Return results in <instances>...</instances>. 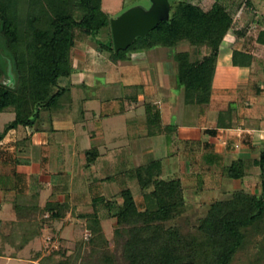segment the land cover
<instances>
[{"label":"trees","instance_id":"16d2710c","mask_svg":"<svg viewBox=\"0 0 264 264\" xmlns=\"http://www.w3.org/2000/svg\"><path fill=\"white\" fill-rule=\"evenodd\" d=\"M170 4L169 21L161 22L146 37L137 38L129 49L117 53L103 0H0V116L8 111L15 114V119L0 134V140L21 127L34 128L43 112L48 111L52 116L70 110L77 29L87 36H96L110 28L111 42L99 45L100 49L111 52L116 61L126 59L131 50L174 48L184 42L208 48V54L200 60H193L188 52H178L175 56L185 103L208 105L217 59L225 38L234 28L235 16L220 1H215L209 10L194 0H170ZM258 41L264 45V31ZM253 60V55L247 52L233 53V64L237 67H251ZM9 72L16 77L13 88L5 85ZM144 106L149 133L156 134V128L163 132L165 125L159 105L145 103ZM235 112L236 108L220 112L216 128L209 132L216 135L218 130L235 128ZM237 146L233 141L228 152L218 153L214 145H207L206 151L191 163L199 178L194 194L200 196L204 190L219 194L208 205L204 217L177 224L188 204L181 173L168 175L164 160H153L120 169L117 179L114 178L119 192L109 199L97 196L93 199V213L80 215L91 232L86 243L90 248L89 260L82 254V242L74 255H67L68 249L61 247L46 256L39 251L33 260L40 259V264H119V255L111 251V240L104 231L100 206L108 210L109 219L115 220L113 239L120 246L126 264H239V256L247 253L253 244L259 251L254 253L250 264H264V245L255 241L258 234L264 233V150L252 162L260 171V192L251 194L245 188L230 190L226 184L244 183L249 176L247 158L229 157ZM85 154L88 166L101 157L98 148ZM207 178L220 181L212 184ZM129 182L137 186L143 206ZM43 211L48 214L44 224L62 221L68 214L67 206L57 202H48ZM26 232L21 236L13 229L6 240L21 251L41 234L40 230ZM17 240H21L20 244ZM59 242L63 244L64 239L59 238Z\"/></svg>","mask_w":264,"mask_h":264},{"label":"rangeland","instance_id":"374dc122","mask_svg":"<svg viewBox=\"0 0 264 264\" xmlns=\"http://www.w3.org/2000/svg\"><path fill=\"white\" fill-rule=\"evenodd\" d=\"M215 1H220L229 8L237 20L235 28L238 31H243L246 39L249 40L241 47L242 50L253 52L259 56L264 55L262 53L264 47L257 43L260 33L264 31V20H262L264 0H194L206 10H209ZM150 6V0H103V9L108 13L110 20L132 7L148 9ZM254 17L259 22L256 25L251 23ZM75 35L74 76L72 78L74 88L71 93L73 103H71L70 110L62 113V116H71L72 120L78 122L76 134L72 132L51 137L50 143L38 150L37 158L41 157L43 161L44 159L48 160L46 164L43 162L44 166L53 167L55 165L57 169V172L52 175V184L55 189L43 191L38 201L43 204L51 194L65 193L71 195L77 204L82 205V213L91 214L94 210L93 199L102 195L109 199L119 192L120 187L114 178L117 179L116 175L120 173V169H130L153 160L163 159L169 175L178 173L186 167L189 169L191 163H195L201 156L202 150L196 144L185 143L178 139V128L204 126L210 106H188L185 103L184 88L178 82L179 63L175 56L178 52H188L193 60H200L208 54L209 49L184 42L174 48L156 47L147 51L131 50L127 52L126 59L116 61L111 52L104 48L100 49L99 45L100 43L108 45L111 42L110 28L103 29L96 36H87L83 31L77 29ZM76 52H83L88 57L87 61H79L75 57ZM227 52L229 51H222L216 63L215 91L216 93H233L234 97L237 96L238 101L232 103L233 106H231L239 110L246 109L249 112L248 104L250 105V103H243V98L248 93L252 96L254 91L252 88H248L250 86L247 78L249 70L227 66L224 61ZM255 69L259 73L256 79H259L264 85V58L257 62ZM133 101H139V104L136 103L130 107ZM145 103L159 104L165 125L163 132L156 128V134H150L145 115ZM254 105L258 107V114L263 116L264 109H259L264 108V103H255ZM111 112L118 113L117 115L115 113L110 116L106 115ZM120 112L123 113L119 114ZM14 119L15 114L12 111L3 113L0 116V130L4 131L5 127ZM98 121L103 122L100 124ZM25 130L21 127L17 133L25 134ZM67 143H70L71 146L76 145V155L80 154L75 159L72 171H66L69 167ZM27 145L30 146L29 143ZM92 148H98L108 156L106 159L100 158L97 164L88 166L86 154H81V152ZM262 150H264V145H259L257 151L250 153L252 150L247 146V143L239 144L236 149L237 153L230 159L247 158L249 176L244 183L241 181L225 182L230 190L245 188L251 194H259L260 180L258 176L260 171L252 162L258 158V154ZM80 160H84V165H80ZM194 172L190 176H186L187 178L184 180L188 204L186 212L178 218L177 224L180 225L187 224L188 220L193 222L204 217L208 205L219 197L216 191L211 190H204L200 196H196L194 193L198 188L199 178L198 173ZM207 179L209 180V178ZM217 181L220 179L211 178L209 183L218 184ZM22 184L27 185L29 189L31 187L26 181H23ZM129 184L137 194L138 203L143 206V198L137 186L132 182ZM25 195L24 192L19 195L14 191L12 198L25 204L26 207L35 206L36 202L33 201L32 193ZM24 200H27L26 203ZM89 204L92 205L89 206ZM99 209L106 237L111 240L110 249L119 255V264H126L122 260L120 246L113 239L115 220L109 219L107 209L100 206ZM77 220L78 218H74L73 221ZM76 223L68 224L65 221H57L55 232H50L51 236H55V239L44 235L46 241L44 244L42 237H38L21 253L8 254L16 255L13 260L2 259L0 264H31L28 261L36 256L35 253L41 251L43 256H46L54 251H59L61 247L68 249L67 255H74L78 252L77 249L80 248L81 242L83 243L82 254L87 258L86 260H89L87 255L90 248L86 243L91 232L87 229V224L83 219ZM188 225L191 226L190 223ZM19 233V230H16L15 234ZM19 238L20 236H17V239ZM59 238L64 239L63 244L59 242ZM255 241L260 246L264 245V233L258 234ZM33 247L39 250L31 252ZM257 251L259 250L256 248V244L251 245L247 253L239 256V264L253 262L254 253ZM58 257L60 259V256ZM20 259L24 261H20Z\"/></svg>","mask_w":264,"mask_h":264},{"label":"crops","instance_id":"0c3cea01","mask_svg":"<svg viewBox=\"0 0 264 264\" xmlns=\"http://www.w3.org/2000/svg\"><path fill=\"white\" fill-rule=\"evenodd\" d=\"M256 18L258 19L259 17ZM262 20H264V14L262 15ZM236 22L237 20L235 19V24ZM251 23L253 25H256L259 22L255 20L254 17ZM253 25L251 26L253 27ZM248 41L249 40L246 39V36L244 35L243 31H238V29H236L234 25V28L230 31V33L223 42L221 52L225 50L229 51L227 52V56L224 57V61L227 66L231 68L236 67L249 70L247 78L248 82L250 83V86L248 88H252L254 91L252 96H250V93H248L247 96L243 98V103H250V105L248 104L249 112L246 109L239 110L238 108H236V112L234 113L235 128L218 130L216 135H213L209 132L210 130L216 128L219 113L222 111L229 110L230 108H234L232 107V103L238 101L237 96L234 97L233 93L231 92L216 93L214 88V75L213 94L211 97V101L208 104L210 107L206 114V124H204V126L199 127H179L177 136L178 139L184 141L185 143L196 144L197 147L203 152L206 151L205 146L212 144L215 146V150L218 153H226L229 151L228 147L233 141L237 143L238 146L240 143H247V146H249V148L252 150L250 151V153H252L253 151H257L259 145H264V115L261 116L262 114H258V107L254 105L255 103H264V85L262 82L259 81V79H256L258 78L259 73L255 69L257 62L262 61L264 55L259 56L253 52L244 51L253 55L254 60L252 66L248 68H242L237 67L233 64L234 51H243L241 47ZM257 43H259V41H257ZM259 45L264 47V45L261 43H259ZM262 53H264V50L262 51ZM220 55L218 59L220 58ZM75 57L81 62H85L88 59V57L83 54V52H76ZM260 63L262 64V62ZM219 64L221 63L219 62ZM219 64L218 67L220 66ZM254 93H256V95H254ZM136 103L139 104V101H133L130 104V107H132ZM263 109L264 108H261L259 110ZM114 113L117 115L118 112H111L106 115L110 116ZM122 113L123 112H120L119 114ZM70 114L72 115V112ZM98 122L102 124L103 121ZM242 123L246 124L243 125ZM77 124L78 122L72 120L71 116L65 117L62 116V113H57L51 116L50 112L46 111L43 112L37 125L29 130L26 129L25 134L17 133L18 130H16L10 132L5 136L4 139L0 140V250L3 251V254L0 255V260H13L14 255L10 256L8 254L12 252L21 253L27 247H29L38 237H42L44 244L46 243V241L44 240L45 236H48L50 238L55 237L54 235L51 236L50 232H55L54 229L57 221H50L47 224L43 223V220L48 218V214H44L43 211L44 207L48 202H57L65 204L67 206L68 214L66 218L62 221L68 222V224H71L72 222H74V224H77V221L82 220L80 218V215L84 214L81 212V210L83 209L82 205L77 204L72 198V196L69 194L53 193L43 204L38 201L39 198H41V194L43 191L45 192L48 189H55V186L52 184V175L57 172L55 165H53V167L46 165L44 166L43 162H45L46 164L48 161L47 159H44L43 161L41 157L37 158L38 150L41 149V147L47 146L48 143H50L51 137L53 138L54 136L59 134L64 135L65 133L72 132L73 134L74 132L76 134ZM2 133L3 130H0V134ZM28 143L30 146L27 145ZM75 148L76 145L71 146L70 143H67V161L69 167H67L66 171H72L73 166L75 165V159L78 155H80L79 153H77L76 155ZM85 151L81 152V154H85ZM236 153L237 151L235 150L234 152L230 153L229 157H232V155ZM247 154H249V152H247ZM107 156V154H103L101 152L100 158L106 159ZM100 158L93 165L97 164ZM79 162L81 166L84 165V160H80ZM179 172L181 173L184 184V180L187 178L186 176H190L191 173H193L194 171L192 170V166H190L189 169H187L186 167L180 170ZM23 181H26V183L31 186L30 189L29 187H27V185L22 184ZM31 188H33V192ZM14 191L18 192L19 195L23 192L26 195L32 193L33 201L34 203L36 202V204L29 200L28 202L33 203L35 206L26 207L25 204L18 202V200H14L12 198V194ZM26 201L24 200L25 203ZM90 205L92 204H89V206ZM74 218H78V220L75 222L73 221ZM13 229L19 230L20 233L18 235L21 236L29 232H26V230H40L41 234L35 239H33L23 250L18 251V249L15 248V245L13 243L8 242L6 240V236L11 235ZM16 242L17 244H20L21 240H17ZM35 250L38 251L39 249H35V247H33L31 249V252H34ZM33 259H35V257L30 258V261L28 262H30L31 264L40 263V259ZM20 261L24 260L20 259Z\"/></svg>","mask_w":264,"mask_h":264},{"label":"water","instance_id":"95a60500","mask_svg":"<svg viewBox=\"0 0 264 264\" xmlns=\"http://www.w3.org/2000/svg\"><path fill=\"white\" fill-rule=\"evenodd\" d=\"M148 9L132 7L120 16L111 19V30L114 47L117 53L126 51L139 37H146L163 21H169L171 16L170 0H150ZM5 81L8 87H15L16 77L11 72Z\"/></svg>","mask_w":264,"mask_h":264},{"label":"built area","instance_id":"2783aa9c","mask_svg":"<svg viewBox=\"0 0 264 264\" xmlns=\"http://www.w3.org/2000/svg\"><path fill=\"white\" fill-rule=\"evenodd\" d=\"M88 236H90V234H88Z\"/></svg>","mask_w":264,"mask_h":264}]
</instances>
